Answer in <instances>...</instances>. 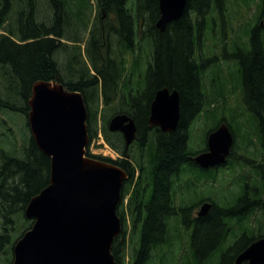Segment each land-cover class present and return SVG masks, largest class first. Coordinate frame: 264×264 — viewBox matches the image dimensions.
<instances>
[{"label":"trees","instance_id":"16d2710c","mask_svg":"<svg viewBox=\"0 0 264 264\" xmlns=\"http://www.w3.org/2000/svg\"><path fill=\"white\" fill-rule=\"evenodd\" d=\"M131 1L97 0L95 18L98 22L91 23L93 27L86 47L91 64L78 70L81 73L77 80H66L56 58L57 52L67 46L61 40L66 35L68 9L65 0H50L54 13L49 23L38 20L36 0H0V68L11 93L6 98L0 97V110L20 112L27 117L31 86L40 79L58 78L70 90L83 93L89 112L90 143L101 130L105 140L123 157L112 159L93 155L90 151L87 154L111 161L130 174L124 183L117 210L124 229L113 243L115 259L118 264H151L157 252L172 246L169 220L181 215L179 225L188 224L187 214L182 213L184 209L175 205L176 178L186 173L187 166H195L202 173L205 170L193 160L199 150L189 144L191 124L205 107L209 109L219 99L225 100L222 107L225 112L234 111L225 107L227 94L236 91L229 88L231 83L240 87L244 110L257 124L255 133L264 157V25H261L264 0H253L257 13L256 20L247 28L248 45L237 37L233 40L231 52L223 46L220 54L208 57L202 49L203 38L217 25V13L222 16L230 13L229 0H187L184 13L169 23L163 32L156 26L160 17L158 0H135V5L134 0ZM239 1L241 6L252 8V0ZM15 9L16 15L12 16ZM132 9L136 14H132ZM111 10L116 15L117 24L108 23L111 29L106 30L102 18ZM140 19L144 21L143 26L139 25ZM89 22L87 19L83 28L88 27ZM137 37L144 42L138 40L139 50L133 47ZM113 38L118 42L115 47ZM73 41L70 65L77 61V48H81L77 39ZM145 44L150 47L151 57L145 65L144 85L137 96L129 99L127 106L123 102L124 84H129L131 73H126L127 59L119 47L123 45L126 53L132 54L135 67H139ZM135 51L137 55H134ZM225 59L232 61L235 67L224 76L222 60ZM209 66L214 68L217 85L211 92L205 87ZM163 87L177 89L181 97V116L173 132H163L149 124L151 102L156 91ZM18 97L23 102L21 105L17 104ZM99 103L111 107L113 115L125 112L135 119L137 137L127 151L123 134L108 129L109 118L104 109L103 122L98 129ZM222 122L228 124L237 138L236 131L225 117L220 120ZM249 140L250 137L247 142ZM15 154L0 152V264H12L13 232L20 225L27 224L23 232L31 226L33 220L25 218V208L50 180L51 158L39 149L33 138L23 148L22 156ZM258 165L263 168L264 163ZM257 174L262 184H254L252 192L244 190L226 206H219L213 200L218 204L214 211L195 219L190 251L183 247L178 257L183 261L177 264H236L238 255L253 240L264 236L262 233L254 235V231L246 226L234 244L224 247L233 221L241 225L251 213L264 209V170ZM242 178L246 180L244 176ZM243 186L247 187L248 182Z\"/></svg>","mask_w":264,"mask_h":264},{"label":"water","instance_id":"95a60500","mask_svg":"<svg viewBox=\"0 0 264 264\" xmlns=\"http://www.w3.org/2000/svg\"><path fill=\"white\" fill-rule=\"evenodd\" d=\"M157 28L184 13L187 0H158ZM30 129L39 149L51 158L50 180L25 208L33 219L13 247L12 264H117L113 242L122 231L117 213L128 172L110 161L87 155L90 143L88 107L83 93L70 90L58 79L36 80L29 99ZM180 93L168 87L156 91L149 124L175 131L180 119ZM121 131L127 145L136 138L137 125L126 113L114 115L108 125ZM234 143L227 123L208 135V150L193 158L203 168L226 162ZM211 203H204L205 215ZM264 264V237L254 241L236 263Z\"/></svg>","mask_w":264,"mask_h":264},{"label":"rangeland","instance_id":"374dc122","mask_svg":"<svg viewBox=\"0 0 264 264\" xmlns=\"http://www.w3.org/2000/svg\"><path fill=\"white\" fill-rule=\"evenodd\" d=\"M229 1L228 10L230 13H225L223 16L217 13L215 18H217L218 26L216 25L215 28L207 33V35L203 38L202 49L204 51V55L207 57L214 55L215 53L220 54V49L222 50L220 46H225L227 52H231L233 49V40L237 37H239V40H241L243 44H246V46L248 45L249 37L247 35V28L249 27L248 25L253 24L256 20V3L252 0V8L248 9L247 7L241 6L239 4V0ZM65 3L68 9L65 28L66 35L61 40L64 42V45L67 46H63L57 52L56 58L64 78L66 80L70 78L77 80L81 73V70H78L81 69V67H84L85 64H91L89 57L86 54V47L88 46L90 40L89 27L91 23L98 22V19L94 17L98 14V6L97 0H65ZM36 5L38 20L46 23L52 21L54 11L50 0H36ZM133 5H135V0L133 1ZM131 11L132 14H136L133 12V9ZM15 15L16 9L12 16ZM233 15L236 16V18H234ZM87 19L90 21L89 26L83 28V23ZM262 19L261 25H264V17ZM102 20L103 26L108 23L117 24L116 15L113 10L106 13ZM143 24L144 21L142 20L139 25L143 26ZM105 29L109 30L111 28L107 25ZM1 32L4 31L2 30ZM75 39L78 40V44L81 48H77V61L73 65H70L68 63L70 58L69 53L73 51L72 46L74 44L73 40ZM138 40L141 42L138 38L137 43ZM141 43L144 42L142 41ZM113 44L114 47L118 45L116 38H113ZM145 46L146 47L142 46V53L144 54V57L140 61L139 65L141 72L144 71L145 65L151 57L150 47L148 44H145ZM134 55H137L136 51L134 52ZM124 56L127 59L126 66L131 68L134 60L132 54L124 53ZM222 66L224 68L222 73L224 76L229 75V71L231 69L233 71L235 67L234 63L228 59L222 60ZM92 73H94V70H92ZM214 80V68L209 66L205 74V87L208 92H211L213 88H217ZM229 88H233L232 90L236 91L234 93L230 92L227 94V105L225 107L228 109L231 107L234 111L225 112L222 109L225 101L223 99L215 101L209 109L205 107L204 111L196 117L191 124L189 144L196 150L204 151V149L207 148L208 134L212 129L217 127L220 120L225 117L237 134V138L235 139L233 146L235 153L232 158L229 157L232 162L230 164L228 161L222 169L212 167L207 171L204 170L203 173L195 166H187L188 169L185 171L186 173L182 174L179 177V181L176 183L178 191L182 190L183 185L185 184V190L181 191L182 193L180 192L177 194V203L180 202L182 197H185L182 206H190L196 203L201 196H207L211 193L210 197L215 199L221 205H227V203L232 201L239 193L243 183L245 182L241 176H246L251 186L254 184L258 186L262 183L259 180V175L257 174V172L260 173L264 170V166L261 168L258 165V163H264V157L262 156V151H260L261 146H259V139L255 133L256 129L258 130L257 124L244 110L240 87L231 83ZM10 94L7 81L4 79L0 68V97L6 98L10 96ZM14 96H16V94H14ZM22 103V100L18 97L17 104L21 105ZM103 109L107 118L110 119L113 115L111 107H108L103 103H99L97 121V125H99L98 129L103 122ZM248 137H250L249 142H247ZM30 139L31 132L28 126L27 117L24 114L8 109L2 111L0 110V148H6L7 151L14 152L16 153L15 155L22 156V150L30 142ZM99 143H102V140H100L99 135H97L91 143L90 148L88 149L87 147V149L93 154L106 153L105 148H98V145H100ZM107 154L110 155L109 152H107ZM193 169H195V171ZM200 205L197 207L198 209H200ZM180 218L181 215L174 216L169 221L173 229L171 248H164L163 252H157L151 264H177V262L183 261L182 258H178L183 251L182 249L185 248L190 251L194 227L189 223L185 225L182 224V227H178L177 221ZM128 224L131 225L130 222H128ZM243 224H247L250 230L254 229L258 233H261L260 231L264 233V209L254 212V214L251 215L250 218L246 219L241 225L234 223L231 227V233H229L228 236L229 240L241 234ZM26 226L27 224H23V226L20 225L18 230L13 232V238H18ZM14 239L12 244L15 242ZM129 251L130 248H128V254ZM128 261L129 255L126 257V262Z\"/></svg>","mask_w":264,"mask_h":264},{"label":"flooded vegetation","instance_id":"af4514ba","mask_svg":"<svg viewBox=\"0 0 264 264\" xmlns=\"http://www.w3.org/2000/svg\"><path fill=\"white\" fill-rule=\"evenodd\" d=\"M138 39V38H137ZM136 47L137 49H138V43H136L135 42V40H134V43H133V47ZM134 47V48H135ZM135 48V49H136ZM141 61V60H140ZM140 61H139V64H140ZM138 64V65H139ZM126 73L127 74H130V78L128 79V83L130 84V86H126V87H130V90L129 91H127V92H125V95H124V101H125V104L127 105V106H129V99L131 98V97H133V96H137L138 95V92H139V88H140V85L142 84V74H141V69H140V67H131V68H127L126 69ZM128 90V89H127ZM32 92H33V85L31 86V93H30V96H29V99H30V97H31V95H32ZM29 99H28V101H29ZM180 101H181V97H180ZM132 104V103H131ZM130 104V105H131ZM29 107H30V105H29ZM29 111H30V108H29ZM180 116H181V102H180ZM149 118V117H148ZM31 138H33L32 137V135H31ZM0 152H7V150H6V148H0ZM230 158H231V156H230ZM229 158V159H230ZM219 167L220 166H216L215 168H217V169H219ZM207 170H209V169H207ZM245 181V180H244ZM178 182V181H177ZM176 182V183H177ZM248 182V180H246L244 183H247ZM242 183V182H241ZM262 184V183H261ZM249 184V182H248V186L247 187H245V186H242L241 187V190L239 191V193L234 197V199L235 198H237L238 197V195L239 194H241V192H243L244 190H250V192H252L253 191V188H255V185H250ZM181 192V190H179L177 193H176V198H177V194H179ZM207 201H209V202H211L212 203V206H211V208H210V210H209V212L207 213V214H205L204 216H208V215H210L213 211H214V209L217 207V205H216V203L213 201V199H211V198H209V197H206V198H204L203 199V201H202V203H201V205L204 203V202H207ZM233 201V200H232ZM232 201H230V202H232ZM219 206H224V205H219ZM198 207V206H197ZM194 208L190 213H189V217H188V221H189V224H191V225H193V227H194V225L196 224V221H195V218H197V212H198V208ZM180 211H178V213H179ZM193 215V216H192ZM204 216H202V217H204ZM235 222L233 221L232 222V224H231V227H232V225L234 224ZM246 226H248L247 224H243V228H245ZM231 231V228H230V230H229V232H228V236H229V233H231L230 232ZM241 235V234H240ZM240 235L239 236H237V237H233L231 240H229V237L228 236H226V239H225V241H224V247L225 248H228L230 245H232V244H234L239 238H240Z\"/></svg>","mask_w":264,"mask_h":264}]
</instances>
